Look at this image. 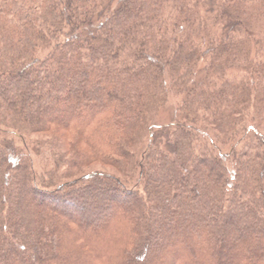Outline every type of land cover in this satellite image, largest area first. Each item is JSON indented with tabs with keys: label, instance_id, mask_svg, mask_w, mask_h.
<instances>
[{
	"label": "trees",
	"instance_id": "trees-1",
	"mask_svg": "<svg viewBox=\"0 0 264 264\" xmlns=\"http://www.w3.org/2000/svg\"><path fill=\"white\" fill-rule=\"evenodd\" d=\"M263 127L264 0H0V264H264Z\"/></svg>",
	"mask_w": 264,
	"mask_h": 264
},
{
	"label": "rangeland",
	"instance_id": "rangeland-1",
	"mask_svg": "<svg viewBox=\"0 0 264 264\" xmlns=\"http://www.w3.org/2000/svg\"><path fill=\"white\" fill-rule=\"evenodd\" d=\"M174 96L173 95H171V100L169 101V103H171V105H174V103L176 104V99H174L173 98ZM69 118H71V116H69V117H66V118H63V119H69ZM263 129H264V127H263ZM263 133V132H262ZM60 134H61V136H63V137H65L66 139H68V135H67V133H65V132H63V131H61L60 132ZM40 137H42V136H40ZM43 137H45V136H43ZM36 159L34 160V163H35V170L37 171V172H39V173H42V164L44 163H42V159L41 158H38V157H35ZM38 158V159H37ZM98 169H104V170H107V171H109V170H111V169H108V168H106V167H103V166H100V165H97V166H92V167H90V168H87V170H84V172L83 173H87V172H89V171H94V170H98ZM83 173H81V174H83ZM113 210H110V211H106V212H102L101 213V215L99 216V219L98 220H95L94 221V225H95V227L96 228H100V227H102L103 225H105L106 224V221H107V219H109L110 218V215H112L113 214ZM227 254V252H225V255ZM196 261H198V262H205L203 259H201V258H199V259H196ZM192 262V261H191ZM172 262L171 261H167L165 264H171Z\"/></svg>",
	"mask_w": 264,
	"mask_h": 264
}]
</instances>
